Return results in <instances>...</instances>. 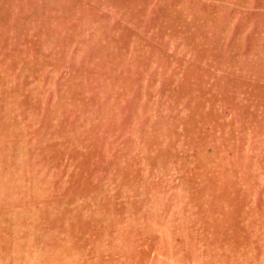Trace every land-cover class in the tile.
Listing matches in <instances>:
<instances>
[{"label":"rangeland","instance_id":"obj_1","mask_svg":"<svg viewBox=\"0 0 264 264\" xmlns=\"http://www.w3.org/2000/svg\"><path fill=\"white\" fill-rule=\"evenodd\" d=\"M0 264H264V0H0Z\"/></svg>","mask_w":264,"mask_h":264}]
</instances>
